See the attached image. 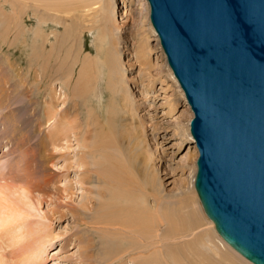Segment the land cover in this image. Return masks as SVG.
Here are the masks:
<instances>
[{"label":"bare ground","instance_id":"obj_1","mask_svg":"<svg viewBox=\"0 0 264 264\" xmlns=\"http://www.w3.org/2000/svg\"><path fill=\"white\" fill-rule=\"evenodd\" d=\"M60 1L0 0V23H2L0 25V77H2L3 82L8 79L6 78L8 75L5 77V73H2L3 69L7 67L12 72L10 78L15 79L11 87L10 85L5 87V91L1 89L3 85L0 84V122L1 126H3V129L1 128L2 130H0V148L9 145L11 141L8 138L9 134L17 131V128L11 124L14 119L13 114L11 115L12 112L4 113V109L10 104H7L8 101H6V91H8L9 87L14 91H18V95L16 93V102L20 104H18L20 107L18 109L15 102V109H18L20 118L29 119V113L33 117L32 124L31 122L27 124L26 131L19 130L15 140L12 138L14 142L12 141V148H8V154L10 151L15 156L12 155V158L6 162L2 171H0V181L3 180V182H0V264H35L34 260L40 259L44 255L46 248L44 244L47 241L48 234L40 232L34 227L32 228L28 219L33 217L35 212L40 211L39 204L46 202L48 198L51 199L54 195L61 196L63 192L70 195L73 194L72 192L69 193L72 187H60L58 179L56 180L57 182H54L51 175L41 174V168L48 166L49 163L53 164L52 150L70 148L71 138L76 142L79 149L75 153L74 165L78 168V171L80 170L77 181L81 186H84L85 193L81 196L82 199L78 205L66 202L64 210H61L60 206H55L51 213L53 216L57 213L62 217L65 211L71 216L75 231L63 239V247H67L73 242L74 246L78 247L79 262L81 264H127V262L131 264H223L226 259L223 254L226 249L218 242L212 244V242L201 239L198 240L199 242L189 240L184 243H175V241H172L175 239L176 234L185 231L186 228H191L189 224H195V220L191 215L193 211L189 210L187 214L185 212L190 205L193 206L192 203L194 201L192 197L187 195V191V194L184 193V188L179 187V191H181V194H179L182 197L180 198V204L176 206L177 208L164 204L163 199L171 195V193H163L161 190L160 174L166 168L157 165L159 162L156 163L155 154L150 151L143 135L144 118L138 113L140 98L136 100L135 97L142 95V99L145 98L146 95L142 94L143 90L153 89L154 91V83L157 80L164 82L161 80L162 78L160 79V75H154L155 71L153 70H158L157 66L159 65H155V67L152 62V49L149 45V40L157 39V45L159 44L160 49L159 55L167 67H164L168 71L166 75L179 88L176 91L177 95L173 94L169 100L168 114L174 112L180 100L186 106V99L170 67L166 64V55L149 19L150 7L148 1L146 0V10L142 14H138V20H136L134 29L130 34L127 31L121 33L119 30L120 26L116 25V21L112 19V3L109 0H98L95 10H92V8L87 9V11L92 10L93 16L91 18H96L95 22L99 23L97 38L100 45L96 49L95 57H91L88 54L81 56V68H79L77 77L73 82V74L75 73L74 60L71 59L70 63L67 62L66 67H64L62 59L60 60L58 56V48H56L59 42L57 30L52 32L55 42L49 49L45 48V44L50 39L49 36L41 37L40 40L38 35L41 43L34 47V50L32 48L33 52L30 55L31 58L27 60L28 66L26 68L21 66L18 61L12 59L13 56L10 53L3 50L4 45L12 48L16 41L26 44V40L22 39V35L26 32V16L30 13L27 11L28 8H31L33 14L36 13L35 16L39 18L40 22H46L50 19V16L59 15V10L62 9ZM75 2L78 5H73L78 9L87 8L95 3H88L87 0ZM6 5L10 8L8 13L4 12V9L8 8ZM41 8L48 9L52 14L47 13L50 15L48 17L40 11L42 10ZM2 9L3 12H1ZM52 17L50 20L53 24L51 28L57 29L59 20L56 19V16ZM79 17L82 20H86L87 16L82 13ZM39 21L37 26L40 24ZM87 21H90V19L87 18ZM73 26L78 31L83 32V28L80 29L77 23L72 24V26L66 25V28L63 29L67 32ZM35 32H39V28ZM120 37L122 38L120 39ZM129 37L134 39L132 45L135 53L132 54V60L134 61H130L131 63L129 62L128 66L130 71L135 67L137 68V73L139 74L138 82L134 77L128 80L123 67L124 64L122 65L120 62L121 55L124 52L119 44L121 40L123 41V39ZM81 51H77V57ZM102 51H105V55L101 58ZM70 53L71 48L69 47L63 57L69 56ZM34 62L36 64L35 67H33ZM92 62L100 64L97 72L103 69L105 74L106 71V85L111 101L116 103L122 111V113L119 111L118 114L105 118L116 119L117 117V123L119 122L122 128L123 126L127 127L128 133H126L130 148L129 162H126L127 160L125 161L121 157L124 155H119V153L114 151V146L108 139L109 137H100L101 134L96 133L98 128L93 122L97 124V120L92 116L91 107H88L89 110H85L86 113L89 112L83 121L81 114L83 108L87 105L85 102L89 103L88 99L90 97H98L97 94H99L95 92V81L99 74L97 76H93L91 72L86 74V68H89ZM159 67L161 70L156 71L157 73L162 72L163 67ZM31 70L32 74L29 75ZM63 76L64 82L62 81L61 85L64 91L61 97L62 106L59 109L56 106L59 104L57 101L60 96L58 95L59 97L56 98V94L52 89L53 86L50 84L60 80ZM29 78L31 82H29ZM128 81L135 87H139V84L143 85L141 90L137 88L138 91H135L137 95L127 87ZM46 85L49 86V89H47V91L49 90L48 93H44ZM40 90H43L42 99ZM47 94L49 98H46ZM20 95L22 97H18ZM31 97L40 102L35 111H32V108L30 111L28 109V106L32 107L36 103L34 100H32L33 102L30 101L32 104L29 102ZM33 107L35 108V106ZM186 108L190 109L188 106ZM47 123H50V125L48 130L45 131L43 126ZM180 126L182 127V122L179 121L173 125V128L177 132L180 130ZM122 128L120 127V129ZM30 130L38 132L36 140H33L34 137L29 134ZM184 132L189 143L195 142L190 131ZM94 133L95 138H93ZM193 146L195 147L196 145ZM124 148L125 146L123 150ZM195 149L194 155L197 157L198 150L196 147ZM124 152L122 151V153ZM15 158L16 160L12 162L14 165H9L8 162ZM186 159L189 161L191 158L188 159L187 157ZM196 160L195 158L194 162ZM7 166L13 167V171L9 172L11 176L6 175L5 168ZM166 173L168 171H165ZM91 182H95V186L99 185V188L97 187L96 190L88 188L89 186L87 187L86 185ZM189 198H192V201L190 200L192 203H189ZM180 210H184L182 214L184 216L182 217L179 214ZM40 217L46 218L49 222L51 221V215L43 214L42 211ZM161 226H164L163 230ZM159 231H161V239H159ZM54 236L53 238L55 239ZM13 239L18 241L16 246L17 248L19 246L20 255L17 253L13 254V259L8 263L4 260L6 258H4V252H2L4 251L3 244ZM170 239L172 243L167 242ZM200 243L210 248V255H205L198 250L196 246ZM9 244L13 245L10 242ZM95 256L96 259L93 261L92 258ZM240 258L248 264H253L242 255ZM126 260L128 261L125 262ZM225 262H228V260Z\"/></svg>","mask_w":264,"mask_h":264},{"label":"water","instance_id":"obj_2","mask_svg":"<svg viewBox=\"0 0 264 264\" xmlns=\"http://www.w3.org/2000/svg\"><path fill=\"white\" fill-rule=\"evenodd\" d=\"M193 117L194 189L217 234L264 264V0H147Z\"/></svg>","mask_w":264,"mask_h":264},{"label":"rangeland","instance_id":"obj_3","mask_svg":"<svg viewBox=\"0 0 264 264\" xmlns=\"http://www.w3.org/2000/svg\"><path fill=\"white\" fill-rule=\"evenodd\" d=\"M75 1H78V0H71V1L61 0L60 1L62 4L60 5L62 9L59 10L60 16L58 14L54 15V17L56 16L57 17L56 19L59 20L57 29L51 28L52 27L51 25H53L52 22L50 21L52 16L48 15L47 13L52 14V12H49L48 9L41 8L42 10L40 11H42L48 17L50 16V19H48L46 22L45 21L40 22L39 18L35 16L36 13L33 14L31 11V8H28L27 11L30 13L26 16V23H27L26 32L25 34L22 35L23 36L22 39L24 38V40H26V44H21L18 41H16L15 42L16 44H14L12 48L6 47V45H4L3 50L6 51L7 53H10L13 56L12 59L18 61L21 64V66L26 68L28 66L27 60L30 59L31 58L30 55H32L31 52H33L34 47H37L39 43H41V41L39 42L38 35H39L40 40H41V37L44 38L46 35L49 36L50 39L45 44L46 45L45 48L49 49L51 46H53L55 42L54 34L52 32H55L57 30L59 42L56 45V48H58V52H59L58 56L60 60L62 59L64 67H66L67 62L70 63L71 59L74 60L75 73L73 74V79H72V82H73V80H75L77 77L79 68H81V60H80L81 56L84 54H88L91 57H95L96 49L100 45V43L98 42L99 40L97 38V35H98L97 31H98L99 23L95 22L96 18H91L93 16L92 10H95V6L98 3V0H87L88 3H94V2L95 3L91 4L90 6L84 9L76 8L78 3ZM109 1L112 3V14H111L112 19L116 21L117 23L116 25L120 26L119 30L121 31V33L123 31H127L128 34H130L131 31L134 29V24L136 23V20H138V17H137L138 14H142L146 10L145 5L147 4V1L146 0H109ZM73 4H75L76 6ZM70 5H73V6H70ZM8 8L4 9L5 13L10 12V8L9 9ZM88 8H92V10L87 11ZM1 12H3V9L1 10ZM82 13H85V15L87 16L85 18L86 20H82L79 17L81 16ZM87 18L90 19V21H87ZM78 20L79 21L81 20V21L79 22ZM38 21L40 23L38 25L39 27L37 26ZM76 23L79 25L80 29L83 28V32L78 31L75 26L68 29L67 32L64 31L65 29L63 28H66V25L72 26V24H76ZM0 25H2V23H0ZM37 28H39V32H35ZM0 30H1V27H0ZM121 38L122 37H120V39ZM133 43H134V39H131V37L127 39H123V41L121 40L119 45L123 48L124 54L121 55L120 62L122 63V65L124 64L123 67H124L128 80L131 77H134L136 78L135 80L138 82L139 74L137 73L138 72L137 68L135 67L134 69L130 71L129 70L130 67L128 66L130 61L131 62L134 61L132 60L133 59L132 54L135 53V50L132 45ZM149 45L152 49L151 59H152V62L154 63V66L159 65L161 66V68L163 67L162 72L165 71L163 72V74L161 71H160L161 74L157 73L156 71L160 69V67L157 66L158 70L154 69L153 71H155L154 72L155 74L154 73L153 74L155 76L160 75V79L162 78L161 80H163L164 82H159L160 80L159 81L157 80L158 82L156 81L154 83V91L153 89L152 90L147 89L146 91L143 90L142 94L146 95V97L143 99H142V95L139 96L136 93L138 91L137 88L139 90L143 88L142 84H139V87H135L130 82L131 81L130 80L127 83V87L131 89V91L134 94L137 95L135 97L136 100H139L140 98L139 100L140 106L138 108V113L140 116L144 118V125L142 127V130H143V135L146 140V144L150 148V151L155 154L156 163L159 162L157 165L159 166L161 165L166 168V170H164L160 174L161 190L163 191V193H171V195L166 197L165 199H163L164 201L163 200L162 201L164 202V204L166 203L165 204L166 206H169V207L174 206L175 208L176 206H178L181 202L180 198L182 197L180 196L181 191H179V187L184 188L185 189L184 193L187 194L186 193L187 191L188 192L187 195L193 198V199L189 198L188 200L189 203L192 200L194 201V203L191 202L193 206L190 205L188 207L189 209L187 208L188 210L186 209L187 211L185 212L187 214L189 210L193 211V214L191 215L193 219L195 220L196 226L195 224L194 225L189 224L191 228L185 227L186 228L185 231H182L181 233L176 234L174 237L175 239H173L172 241L173 242L175 241V243H180V242L184 243L189 240L198 241L201 239L203 241L212 242V244L214 242H218L224 246V249H226V252L223 254L226 257L223 264L225 263L248 264L247 262L242 260V258H240L241 255L238 252H234L235 250L231 246H229L226 242H224V240L217 234V232L214 229L213 222L206 217L201 207L200 201L198 199V196L196 194V191L194 189V184H193L194 175L196 172V161L194 162V160L195 158L197 159L198 157V155L197 157L196 155H194L196 151L195 149L196 146L195 147L193 146L195 145V142L193 143L188 142L189 140L185 137V132H184V131H189L188 123H189V120L192 118V113L190 109L186 108V106L189 107L187 102L185 106L184 102L180 100L174 112L168 114L169 100L170 98H172L173 94L177 95L176 91H178L179 88L178 86H176V84H174V82H172L171 78H169V76L166 75V73L168 74V71L167 69H165L167 68L164 64L165 62H162L163 60L161 59V56L159 55L160 49H159V44L157 45V39L149 40ZM106 46L107 44L105 45V48ZM69 47L71 48L70 55L63 57V55L66 54L67 48ZM78 50H82V51L79 53L77 57L76 54ZM102 52L103 53L100 55L101 58L105 55V51H102ZM159 56L160 58H158ZM96 64L97 63L92 62L91 66L89 68H86L87 70L86 74L89 72H91L93 76H97V74H99L97 80L95 81V92L96 94L99 93L97 94V96L99 97L100 95V97L99 99L98 97H90L88 99L90 102L89 103L85 102L87 105L83 108L82 114H81L83 121L85 120L86 114L89 112L88 111L86 113V111L89 110V108L91 107L93 111L92 116L95 117L97 120V124L93 122V124L96 125L98 128V131L96 133L99 135L101 134L100 137L101 136H105L107 138L109 137L108 139L111 141L112 145L114 146L113 148L114 151L116 153H119V155L120 154L124 155L125 157L124 156H121V157H123L125 161L127 160L126 162H129L128 158H129L130 148H129L128 139H127V133H128L127 127L123 126L122 128V125L119 122H118L119 123L118 125L116 121V119H118L117 117L116 119L115 118H105L108 116H114L118 114L119 111L120 113H122V111L119 108V106L116 105V103L111 101L110 93L107 90V85H106L107 84L106 83V71H105V74H104L103 69L97 72V69L100 64L99 63L97 65ZM35 66L36 64L34 62L33 67ZM2 73L3 74L5 73L4 74L5 77L6 75H8L6 77L8 79H6L4 82H3L2 77H0V84L3 85L1 89L6 90L5 87H7L8 85H10L11 87L13 83L15 82V79L10 78L12 76V72L7 67L3 69ZM30 74H32V70H31V73H29V75ZM63 78L64 76L60 80H56L50 84L53 86L52 89L54 90L56 94V98L60 96V98L57 101V103L59 104L58 106H56L57 108L59 107V109L62 106L61 97L63 96L62 92L64 91L61 85L62 81L64 82ZM29 82H31L30 78H29ZM10 87L8 91H6L7 93L6 101H8L7 104L9 103L10 104L8 107L6 106L7 108L4 109V113L12 112L11 115L13 114L14 119L11 121V124H13L17 128V131L16 133H11L12 135L9 134L8 138L11 140L9 145H6L0 148V171H2L6 162L12 158V155L15 156V154H11L10 151L8 154V148L10 149L12 148L13 146L12 143L15 140V136L17 137L16 134L18 133L19 130L26 131L27 124L29 122H31L32 124V119H33L30 113H29V119L24 120V118L23 119L20 118L18 111H17L20 106H18L19 103L16 102L18 91H14ZM45 87H44V93L45 92L48 93L49 90L47 91V89H49V86L46 85ZM40 91L42 92L40 93L41 95L40 97L42 99L43 90H40ZM48 96L49 95L47 94L46 98H49ZM18 97H22V95ZM32 100H34V102L36 103L33 104L32 107L28 106L29 111L31 108H32V111H35L36 107L40 104V102L37 99H34L33 97L30 98L29 102L30 101L33 102ZM15 102H16V107L18 109L17 108L15 109ZM30 103L29 105L32 104ZM33 106H35V108ZM179 121L182 122V127L180 126L181 127L180 130L176 132L173 128V125ZM49 125L50 123H47L43 126L45 131L48 130ZM119 126L122 129H120ZM1 128L3 129V126H1V122H0V130H2ZM123 132L125 135L122 134ZM5 133H6V130H5ZM29 134L34 137L33 140H36V138L38 137L37 131L32 132L30 130ZM115 135H117L116 137L118 136L119 137L116 138L114 137ZM93 136H94L93 138H95V133ZM110 137L113 139H111ZM114 143L116 146L114 145ZM123 145L125 146L124 150H123V147H124ZM52 151H53V157H54V160H53L54 165L49 163L50 165L48 164V166L46 165L45 167L41 168V174L51 175L54 182H57L56 180L58 179V182H60L59 183L60 187H64V186H67L68 188L72 187V190H69V193L72 192L73 194L70 195V194H67L66 192H63L61 196L54 195L51 197V199L48 198L46 202H42V204H39L40 211L35 212L34 213L35 215L28 219V222L30 223V226L32 228L34 227L40 230V232L48 234L47 241L44 244V247H46L45 253L40 259L34 260L35 261L34 263L35 264L37 263L38 264H81L79 262L80 254H79L78 247L76 245L74 246L73 242H71L67 247L66 246L63 247V244H64L63 239H65L68 235H70L72 232L75 231V226L72 223L71 216L67 214L65 211L62 214L63 215L62 217L61 215H58L57 213L55 216H53L51 213V210L55 208V206H60L61 210H64L66 202H71L75 205H78L82 199L81 196L85 193L83 189L84 186H81V184L77 181L78 173L80 170L78 171V168H76L74 165L75 153L78 152L79 149L77 147L76 142L73 140V138H71L70 148L68 149L57 148V149H53ZM122 151L123 152L125 151L126 153H128L127 157H126V153L125 152L122 153ZM187 157L188 159L191 158L192 161L190 159L189 160L190 162H189L186 159ZM66 159L68 160L66 161ZM15 160L16 158L8 162V164L14 165L12 162ZM70 165H73V166H70ZM5 171L7 172L6 174L7 176H11L9 172L13 171V167L10 168L9 166H7L5 168ZM165 171H168V173L165 174ZM7 179H10V178H7ZM0 182H3V180ZM95 185H96L95 182H91L89 185H86V186L87 187L89 186L88 188H92L93 190H96L99 185L98 184H97L98 186H95ZM95 198L97 199V197ZM41 211L43 212V214L51 215L50 222L46 218L40 217ZM183 211L180 210L179 212L181 217L184 216L182 215ZM161 229L163 230L164 226L163 227L161 226ZM161 231H159V239H161V234H160ZM53 235H55L54 236L55 239L53 238ZM170 241L171 239L169 241L167 240V242H170ZM9 242L12 243L13 245L9 244ZM9 242L6 241L5 244H3L4 251H2L4 252V258H6L4 260H6V262L8 263H10L11 259H13V256H12L13 254L17 253L20 255L19 246L18 248L16 246L18 241H16V239H13V240H10ZM14 244L16 247L14 246ZM197 245L198 246L196 247L198 248L199 251L203 252V254L205 255L206 254L210 255L211 250L208 246H203L201 243ZM95 259H96V256L92 258L93 261ZM226 260H228V262H225ZM127 261L128 260H126L125 262ZM127 264H131V263L127 262Z\"/></svg>","mask_w":264,"mask_h":264}]
</instances>
